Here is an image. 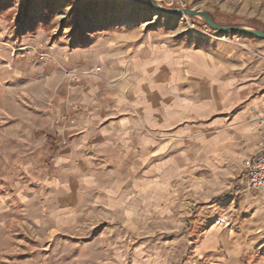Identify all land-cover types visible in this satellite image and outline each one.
<instances>
[{
    "label": "rangeland",
    "instance_id": "obj_1",
    "mask_svg": "<svg viewBox=\"0 0 264 264\" xmlns=\"http://www.w3.org/2000/svg\"><path fill=\"white\" fill-rule=\"evenodd\" d=\"M156 2L264 33V0ZM145 44L264 64L263 40L147 0H0V264H264V198L246 189L244 159L200 153L203 123L139 160L82 141L87 124L137 104Z\"/></svg>",
    "mask_w": 264,
    "mask_h": 264
},
{
    "label": "crops",
    "instance_id": "obj_2",
    "mask_svg": "<svg viewBox=\"0 0 264 264\" xmlns=\"http://www.w3.org/2000/svg\"><path fill=\"white\" fill-rule=\"evenodd\" d=\"M133 56L137 104L129 110L122 106L117 112L108 111L102 123L100 118L87 124L82 141H91L96 153L113 155L112 160L116 155L122 160H139L151 148L153 156H159L162 149L169 148V141L188 138L184 125L189 127L191 122H201L208 130L200 153L213 161L238 157L244 163L260 150L263 63L242 61L240 66L201 48L191 50L172 44L141 45ZM82 129L79 124L62 129L60 134L69 138ZM161 142H165L163 147Z\"/></svg>",
    "mask_w": 264,
    "mask_h": 264
},
{
    "label": "built area",
    "instance_id": "obj_3",
    "mask_svg": "<svg viewBox=\"0 0 264 264\" xmlns=\"http://www.w3.org/2000/svg\"><path fill=\"white\" fill-rule=\"evenodd\" d=\"M222 41L229 42V38L222 37ZM100 68L97 67L89 73H84L83 76H91L98 74ZM80 73L74 71H66L65 79L69 84L73 85L80 81ZM258 129L261 133L260 150L250 159L244 162L246 174L245 187L247 190L257 193L264 198V116L258 120Z\"/></svg>",
    "mask_w": 264,
    "mask_h": 264
},
{
    "label": "water",
    "instance_id": "obj_4",
    "mask_svg": "<svg viewBox=\"0 0 264 264\" xmlns=\"http://www.w3.org/2000/svg\"><path fill=\"white\" fill-rule=\"evenodd\" d=\"M149 4L153 7L154 10L159 11L160 13L168 16L173 17H192V18H200L210 30H214L220 34H226V33H234L239 35H245L253 38H258L264 41V33L257 30H251L248 28H239L235 26H220L216 24L212 18L207 14L206 12L200 11V10H190V9H177V10H168L163 9L155 0H148Z\"/></svg>",
    "mask_w": 264,
    "mask_h": 264
},
{
    "label": "bare ground",
    "instance_id": "obj_5",
    "mask_svg": "<svg viewBox=\"0 0 264 264\" xmlns=\"http://www.w3.org/2000/svg\"><path fill=\"white\" fill-rule=\"evenodd\" d=\"M148 1V0H147ZM156 1V0H155ZM149 3V2H148Z\"/></svg>",
    "mask_w": 264,
    "mask_h": 264
}]
</instances>
